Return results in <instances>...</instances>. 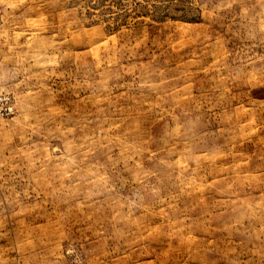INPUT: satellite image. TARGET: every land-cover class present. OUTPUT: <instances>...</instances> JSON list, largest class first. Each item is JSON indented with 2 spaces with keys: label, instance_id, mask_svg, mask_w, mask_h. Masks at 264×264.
Listing matches in <instances>:
<instances>
[{
  "label": "rangeland",
  "instance_id": "rangeland-1",
  "mask_svg": "<svg viewBox=\"0 0 264 264\" xmlns=\"http://www.w3.org/2000/svg\"><path fill=\"white\" fill-rule=\"evenodd\" d=\"M0 264H264V0H0Z\"/></svg>",
  "mask_w": 264,
  "mask_h": 264
},
{
  "label": "built area",
  "instance_id": "built-area-1",
  "mask_svg": "<svg viewBox=\"0 0 264 264\" xmlns=\"http://www.w3.org/2000/svg\"><path fill=\"white\" fill-rule=\"evenodd\" d=\"M5 109H7V108H6V107H4V108L0 107V115H2V113H3V111H4Z\"/></svg>",
  "mask_w": 264,
  "mask_h": 264
}]
</instances>
